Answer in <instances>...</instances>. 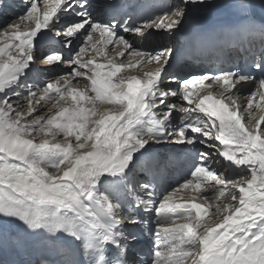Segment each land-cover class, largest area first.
Wrapping results in <instances>:
<instances>
[{
    "label": "snow or ice",
    "instance_id": "snow-or-ice-1",
    "mask_svg": "<svg viewBox=\"0 0 264 264\" xmlns=\"http://www.w3.org/2000/svg\"><path fill=\"white\" fill-rule=\"evenodd\" d=\"M23 5L0 25V264H264V52L247 68L181 75L169 71L175 48L135 45L182 29L192 49L264 44L253 0H232L238 21L208 31L188 17L210 0H110L102 17L94 0ZM52 39L62 47L44 54ZM161 148L191 166L158 196ZM141 209L155 215L150 255Z\"/></svg>",
    "mask_w": 264,
    "mask_h": 264
},
{
    "label": "bare ground",
    "instance_id": "bare-ground-1",
    "mask_svg": "<svg viewBox=\"0 0 264 264\" xmlns=\"http://www.w3.org/2000/svg\"><path fill=\"white\" fill-rule=\"evenodd\" d=\"M109 2L110 0H94V3L98 4L99 7L93 14L100 15L102 17L104 6ZM173 3H176V0H166V2L163 5L173 4ZM210 4H211L210 7H193L188 17L189 21L196 25L207 23V24H211L212 26L236 23L238 14L236 13V10L231 7L232 0H210ZM23 7H24L23 0H12V1L3 0V4L0 5V25H2L5 20L14 18L15 16L19 15L22 12ZM126 35L130 36L131 34H126ZM177 36H178L177 33L170 34V33H165L163 31L153 32V34L151 35V37H149L148 40L145 41L136 40L135 45L137 47L146 48L154 52L160 51L161 48H163L164 46H171L175 48L176 51L173 55L172 67L169 69V71L178 72L181 75H184L187 72H201V71L218 72L220 69L233 68L234 61L237 59L239 60L241 57V49H243L244 53H247V52H251L252 50L255 51L261 48L262 46L260 38L256 36L253 42L251 43L254 49L251 48L248 50L247 47L251 46V44L248 43L244 45H237L227 41H223L222 44L219 46L206 48L205 50L198 47L192 49V48H188V46L185 45V42L177 40ZM77 43L78 42H74L73 47H75ZM54 49H59V48L54 45L50 46L44 44L43 42L40 45V51H42L44 54H48L50 50H54ZM122 59H127V57H124ZM98 62H102V61L98 60ZM145 70H147V67L145 68ZM65 71H67V68L63 65L54 69H48L46 67H42L38 79L41 82H44L47 79H49L50 73L60 74ZM126 74L127 73H122L121 75H126ZM132 74L138 75L139 73L133 71ZM33 79H36V75L35 73H30L29 80H33ZM164 83L165 86H168L169 80L166 79ZM171 86L175 87L174 84ZM254 87L255 86L251 84L246 85L242 90V95L246 97L248 92ZM170 100H172V102L175 103L182 102L176 100V98H170ZM178 121L179 119L175 115V122L177 123ZM200 147H201L200 145H197V149H200ZM160 152L164 154L165 158L161 162L160 173L156 177V180L154 182L158 187L159 185H162L160 187H163L166 184H167L166 186L169 187L168 189L177 187L180 184L178 182H180L186 176L183 174L185 172L186 174L189 173L191 162L184 161L181 159L167 158L173 155H179L177 149L161 148ZM209 163L213 167L219 168L220 171H223V169L220 168L219 165L213 163V161L210 160ZM137 177L141 180H144L145 178H151L148 177L147 173H140L139 171H137ZM172 180L174 181V183L170 185ZM177 196L185 197L187 196V192H180L177 194ZM148 216H146V221ZM136 232L139 237V241L146 240L147 243L149 242V236H151L150 234L151 231L148 232V230H145L143 226H137ZM139 248L142 249V247ZM143 251L147 255L148 251L144 249Z\"/></svg>",
    "mask_w": 264,
    "mask_h": 264
},
{
    "label": "rangeland",
    "instance_id": "rangeland-1",
    "mask_svg": "<svg viewBox=\"0 0 264 264\" xmlns=\"http://www.w3.org/2000/svg\"><path fill=\"white\" fill-rule=\"evenodd\" d=\"M13 4V3H12ZM235 68H236V66H235ZM177 117H178V119H179V113L178 114H175ZM179 122V121H178ZM177 122V123H178ZM189 174V173H188ZM188 174H186V172L183 174V175H186L180 182H178V183H182L183 181H184V179L185 178H187L189 175ZM174 182L172 181L171 183H170V185H172ZM169 184V183H168ZM164 185V184H163ZM167 185V184H166ZM163 186V187H160V186H162V185H159V187L158 186H156V188L158 189V192H157V194H158V196L161 194V193H163L165 190H170V189H168L169 187H167V186ZM150 217H149V216ZM148 215H146V214H144L143 213V217H144V219L146 220V216H148V218H147V222H148V232L149 231H151L150 232V234L152 233V232H154L155 231V223H154V220H155V215H154V213L153 214H148ZM151 228V229H150ZM152 239V240H151ZM143 241V242H142ZM142 241H140L139 242V244H138V246H140V247H142V244H143V247L148 251L147 252V254L148 255H150V252H151V248H152V243H153V237H152V235L151 236H149V242L147 243V241L145 240H142ZM146 242V243H145Z\"/></svg>",
    "mask_w": 264,
    "mask_h": 264
},
{
    "label": "water",
    "instance_id": "water-1",
    "mask_svg": "<svg viewBox=\"0 0 264 264\" xmlns=\"http://www.w3.org/2000/svg\"><path fill=\"white\" fill-rule=\"evenodd\" d=\"M259 18H260L262 21H264V17H262V16H259Z\"/></svg>",
    "mask_w": 264,
    "mask_h": 264
}]
</instances>
